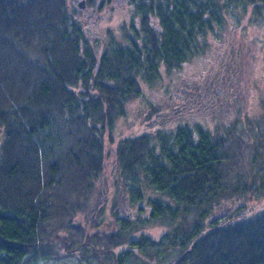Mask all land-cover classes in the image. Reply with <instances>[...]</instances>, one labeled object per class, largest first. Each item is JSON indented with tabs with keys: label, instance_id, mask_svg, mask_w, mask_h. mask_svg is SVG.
<instances>
[{
	"label": "trees",
	"instance_id": "16d2710c",
	"mask_svg": "<svg viewBox=\"0 0 264 264\" xmlns=\"http://www.w3.org/2000/svg\"><path fill=\"white\" fill-rule=\"evenodd\" d=\"M114 1L88 0L91 12L83 15L76 0H0V264L67 256L100 264H264V206L246 204L264 199L259 118H238L223 132L199 123L196 131L185 125L174 134L145 132L116 142L111 186L122 188L130 208L150 203L152 217L170 228L158 239L137 234L129 215L117 211V199L109 217L95 204L108 190L105 135L115 142L128 104L143 98L147 118L163 110L171 87L162 82L154 102L145 95L164 78L162 69L171 73L198 56L209 61L207 32L246 6L264 16V0H123L121 39L93 41L89 15L108 26L100 15L114 12ZM233 63L219 62L218 71L212 65L209 80L227 84L230 96L234 88L244 115L255 86ZM250 129L254 147L247 154L238 133ZM81 214L114 229L85 227Z\"/></svg>",
	"mask_w": 264,
	"mask_h": 264
},
{
	"label": "rangeland",
	"instance_id": "374dc122",
	"mask_svg": "<svg viewBox=\"0 0 264 264\" xmlns=\"http://www.w3.org/2000/svg\"><path fill=\"white\" fill-rule=\"evenodd\" d=\"M85 2L86 5H89L88 0H85ZM112 6L114 8V12L107 11L106 13L100 15V17L106 18V23L109 22L108 26H102V24L100 23L99 27V25L95 23L97 22L95 20V16L93 14L89 15L91 16V18H89V23H92V26H88V28L93 29V32H90L89 36L92 37L93 41H96L97 39H104V41H108L110 39H114L116 41L121 39V27L124 23L127 10L125 8V5L123 4V0L114 1L112 3ZM85 8L83 9L85 11L82 13L83 15L87 14V12L88 14L91 12L90 10L86 11ZM224 19L225 24L223 26H221L220 28L219 24H217V26H213V30L211 32L208 31L207 34L209 35L205 36L208 43V45H206L207 48H209L210 50L212 49L209 61H206L207 59L202 60L201 57L198 56L194 60L193 58H191L189 62L186 61L182 63L183 65L173 70V72H171L172 74L169 72L166 73L165 70L162 69V75L164 76V78L161 77L160 81L157 83L158 85L156 86V88H147V91L145 92V95H147V101L154 102V98H158V95L163 94V91H160L162 82L166 83L169 88L171 87L172 91L174 90L175 92H181V89H185L186 93L188 94H191V92L193 91V85L196 91H198L199 89V92H204L205 89V100L207 102H197L196 98L193 97L194 94L192 92L193 95L190 98V103H192L193 105V110L191 109L189 111H185L184 113L177 110L178 114H174L173 112L169 113V108L167 111H162L156 117L147 118V107L145 106V103H142L143 98H139L138 100L135 99L128 104L127 115L125 116L126 120H121L117 124V130H115L114 132L115 142H111L108 135H105V148L108 156L106 155L107 159L105 162L107 165L106 171L104 172V177L107 179L105 184L108 185V190L107 187H102L104 193L106 190V194L97 195L95 204L97 202L96 205L104 206L106 217H109V207L112 203H114V200L117 199V211L120 213L121 210L118 202L120 200L124 201L129 199L127 195L123 194L122 196V188L116 190L115 182L114 187L112 188L111 186V179L114 173V170L112 168L113 158L111 157V155H113L112 153L113 150H115V144L120 138L127 136H136L145 132L156 133L160 129H164V126H171V129H173L177 125L176 123L179 119H182L185 124L191 123L195 125V123H202L204 127L211 129L213 133L223 132V127L226 126L225 124H231L238 118H241L245 122L249 119L256 120L259 118L258 124L261 125V127H264V16L258 17L252 7L246 6L243 7V11H241L240 8L235 11H231L225 16ZM104 24L105 22H103V25ZM112 33L114 37L112 36ZM213 53H215L219 58L214 59L213 57H211ZM224 56H227V58L225 59ZM236 57L238 58V60H242L243 58L244 61V82H248L249 87L253 85L255 86V90H253L252 88V92H249L250 95L247 94V98H249L247 106H249V108H246L247 110H245V113L243 115L241 114L242 107L239 105V99L235 103L236 108L238 109L237 112V110L233 111V107L227 108L226 101L224 98H222L221 100L219 99L220 101L218 100L216 102V106H214L213 109L206 112L207 114L203 113V110L205 108L207 110L210 108V103L208 102L210 92L209 87L205 86L204 79L199 80V77H209L212 65L215 64V69L216 71H218V63L221 61L231 63V61L233 62L234 60L235 63ZM241 66L242 65H240V67ZM203 71L205 72L203 73ZM207 85H209V83ZM176 86H178L179 88L176 89ZM244 94L245 93H242L241 98L244 97ZM178 97L179 95H174L172 96V98H166L160 106L166 109V107L169 106L168 104H166V102L171 100V106L179 109V106H177L176 103V99H178ZM247 98L243 99L242 101L246 102L245 100H248ZM206 103H208L207 107L205 106ZM155 106L158 107L157 104H155ZM200 108L202 109V111L198 112L197 109ZM208 113L212 114L213 116L211 117V115H209ZM130 114H132L133 117L131 120H127L129 119ZM254 132L255 130L250 129L247 130V132H241L242 134L238 133V138L241 139L242 142L244 139L248 144L246 147V152L249 151L251 149L250 147L254 144V139L251 138ZM243 145L245 146L244 142ZM96 183L100 184V179H98ZM116 192L118 194L117 197L114 195ZM154 195L155 197L160 198V195L156 192L151 191L149 193V196L153 197ZM246 204L248 206V209L259 210L264 206V199H252L249 200ZM129 213H131V216H129L131 220H133L136 226L139 227L137 234L143 233L153 239H158L170 229L165 222L159 219H154L152 217V207L150 203H148V201L147 204H145V208H142L140 203H134V205L130 208ZM139 216H141V218H144L143 222L138 220ZM88 218V215L81 214L78 215L77 221L81 222L85 227H90V229L96 228L100 232H109L114 229V225H112L111 227V225L109 226L108 222L98 224L97 226L89 224ZM124 247L126 246H123V248ZM134 247L135 246H129V248L131 249H134ZM175 256L176 253L173 252L169 259L171 260ZM148 261L152 263V259L147 260V262ZM100 262L101 261L96 260L93 261V263H89L87 260L81 261L77 259L76 256H67L57 260H44L39 262L38 264H100Z\"/></svg>",
	"mask_w": 264,
	"mask_h": 264
},
{
	"label": "flooded vegetation",
	"instance_id": "af4514ba",
	"mask_svg": "<svg viewBox=\"0 0 264 264\" xmlns=\"http://www.w3.org/2000/svg\"><path fill=\"white\" fill-rule=\"evenodd\" d=\"M244 55V54H243ZM238 57V56H237ZM235 58V63H233V66H235L237 63H239V65H242L241 66V70H243V68H245V65H244V61H243V58H242V60H238V58ZM233 66H231V70H233ZM205 71H203V73H204ZM230 73V76H231V72H229ZM243 74H244V72H243ZM211 76H202L201 78L199 77V80L200 79H204V81H205V86L206 87H209V92H210V97L208 98V102L210 103V108L207 110L206 108L203 110V113H206L207 111H209V110H211V109H213L214 108V106H216V102H217V98H216V96L215 95H218L219 97H222V98H224L225 99V101L227 102L226 104V106H227V108H229V107H233L234 108V110L233 111H236L237 110V112H238V109L236 108V101L234 102V100H235V96H237V92H235V89L233 88V90H231V96H230V89H227V84H226V87H219V86H217L216 85V81H214L213 80V78L211 79V80H209V78H210ZM208 80V81H207ZM236 81V80H235ZM209 83V85H207ZM197 85V84H196ZM195 86V85H194ZM179 87L178 86H176V89H178ZM192 89H193V94H192V92H191V94H188V93H186V91H185V89H181V92H175L174 90L172 91V96H174V95H176V96H178L179 95V97H178V99H176V103H177V106H180V107H183V110H179V111H181L182 113H184L185 111H189V110H186L184 107L185 106H187L188 104H192V103H190V98L192 97V95H193V97L194 98H196V101L197 102H207L205 99H206V91H205V89H204V92H199V89H198V91H196L195 89H194V87H193V85H192ZM196 93V94H195ZM223 99V100H224ZM241 104V102H239V105ZM170 106V109H169V113L170 112H173L174 114H178V112H175V111H177L176 110V108L174 107V106H171V104L169 105ZM193 106V105H192ZM205 106L207 107L208 106V103H206L205 104ZM241 106H243V104H241ZM171 109H174V110H171ZM192 110H193V108H191ZM190 109V110H191ZM195 109V108H194ZM168 109L166 108V109H161V110H158V111H155L152 115L153 116H151V117H156L158 114H160L162 111H167ZM197 111L198 112H201L202 111V109L200 108V109H197ZM196 111V112H197ZM213 111V110H212ZM241 112H243V108H241ZM207 114V113H206ZM209 115H211V117L213 116L212 114H210V113H208ZM204 115V114H203ZM188 119V118H187ZM189 120V119H188ZM179 121V122H178ZM177 121V125L172 129L173 131H171V132H173V134L178 130V129H182L185 125H186V127H187V129H189V130H193V131H196L197 129H198V127H199V123H195V125H193V124H191V123H184V121L182 120V119H179ZM200 125H202V124H200ZM226 126L227 125H229L230 126V124H225ZM203 126V125H202ZM204 127V126H203ZM204 128H206V127H204ZM206 129H208V131H210V132H212L213 133V131L211 130V129H209V128H206ZM171 130V126H164V129H160L158 132H156L157 134L160 132V134H162L163 132L164 133H168L169 131ZM163 131V132H162ZM148 134H154V133H148ZM118 205H119V207H120V214L121 215H124L125 217L127 216V214L129 215V216H131V213H129V211H130V207H129V203H128V201H123V200H120L119 202H118Z\"/></svg>",
	"mask_w": 264,
	"mask_h": 264
},
{
	"label": "water",
	"instance_id": "95a60500",
	"mask_svg": "<svg viewBox=\"0 0 264 264\" xmlns=\"http://www.w3.org/2000/svg\"><path fill=\"white\" fill-rule=\"evenodd\" d=\"M76 2H78V8H79V9H84V8L86 7V2H85V0H81V1H77V0H76Z\"/></svg>",
	"mask_w": 264,
	"mask_h": 264
}]
</instances>
